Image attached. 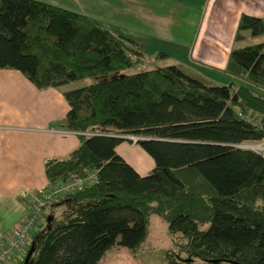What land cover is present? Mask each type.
<instances>
[{
    "label": "trees",
    "instance_id": "trees-1",
    "mask_svg": "<svg viewBox=\"0 0 264 264\" xmlns=\"http://www.w3.org/2000/svg\"><path fill=\"white\" fill-rule=\"evenodd\" d=\"M246 31L264 35V19L242 14L236 40ZM140 55L136 41L85 14L0 0V69L20 71L38 89L90 80L63 93L67 129L89 134L67 156L44 161L49 184L97 175L50 201L60 216L43 212V230L12 264H98L116 244L138 246L150 214L184 239L166 251V264H264V153L238 147L264 139V42L230 52L225 72L240 81L228 84L176 64L112 76ZM119 135L142 138L135 143L154 163L147 175L117 153L133 142Z\"/></svg>",
    "mask_w": 264,
    "mask_h": 264
},
{
    "label": "crops",
    "instance_id": "crops-1",
    "mask_svg": "<svg viewBox=\"0 0 264 264\" xmlns=\"http://www.w3.org/2000/svg\"><path fill=\"white\" fill-rule=\"evenodd\" d=\"M95 5L101 9L109 6L117 16L108 22L98 21L100 24L131 38L139 47H163L159 51L174 57L176 65L184 64L207 78L222 77L230 82L240 80L225 72L229 54L247 46L243 42L247 32L236 40L240 16L264 19V0H96ZM67 87L38 89L20 71L0 69L1 231L21 222L37 191L49 184L44 161L67 156L80 144V135L88 134L66 127L69 105L63 93ZM116 151L141 176L154 166L135 142H122Z\"/></svg>",
    "mask_w": 264,
    "mask_h": 264
},
{
    "label": "rangeland",
    "instance_id": "rangeland-1",
    "mask_svg": "<svg viewBox=\"0 0 264 264\" xmlns=\"http://www.w3.org/2000/svg\"><path fill=\"white\" fill-rule=\"evenodd\" d=\"M53 2L55 4H59L64 8L70 9V10H76L79 12H83V14L97 20V21H107L111 16H116L114 14V9L108 8L109 6L105 7L106 9L98 8L96 5L92 6L95 2L93 0H49V2ZM113 5V7L116 6V4H110ZM115 5V6H114ZM121 9V8H120ZM117 17V16H116ZM120 17V16H119ZM123 24V23H122ZM116 26V25H115ZM115 28V27H114ZM175 30V29H172ZM172 30H166L167 33H174ZM165 31V32H166ZM247 32V31H246ZM248 33V36L243 41L245 45L254 44L256 42H264V35L259 36L258 39H253V36H251ZM163 47H151L143 45L140 47V56H138V64L127 69L120 70L118 72H115L112 74V76H122L127 75L135 72H139L142 70H147L159 66H166L171 65L174 62V57L171 58H156V52L159 50H162ZM154 50V51H153ZM150 52V53H149ZM155 52V54H153ZM175 64V63H174ZM180 66L187 72L190 73L191 70L189 67H187L184 64H180ZM198 75L207 78L204 74L201 72H197ZM233 77V76H230ZM235 78V77H234ZM239 79V78H235ZM208 81L215 84H228L230 81H227L226 79L222 77H208ZM90 83V80H76L73 82H70L67 84V88L69 90L83 87ZM258 93H263L260 88H253ZM89 134V133H88ZM135 137V135H128ZM134 139V138H133ZM133 141V140H132ZM134 142V141H133ZM261 143V142H259ZM259 143H251V142H244L240 144L239 146H249ZM264 147V144H263ZM259 152L264 153L263 148L257 149ZM146 153V152H145ZM146 157L152 162L151 157L146 153ZM144 166H148L147 162L143 163ZM150 171H147L148 174ZM146 174V175H147ZM60 206H55L53 208V215L60 216L61 212ZM51 209L45 208L43 210L44 213L52 212ZM43 218H41L42 222ZM43 230L41 223L37 224V227L33 230V233L39 232ZM31 234V235H32ZM184 239L181 238L180 234L172 235L168 232V226L167 221L155 214H150L148 216V221L146 223V235L144 240L135 248H127L124 246H120L118 244L114 245L112 248L107 250L98 264H166L165 261V253L166 251H177L178 246L180 243H183ZM24 254V251L20 253V256H17V260L19 261L22 255ZM11 264V263H10Z\"/></svg>",
    "mask_w": 264,
    "mask_h": 264
},
{
    "label": "built area",
    "instance_id": "built-area-1",
    "mask_svg": "<svg viewBox=\"0 0 264 264\" xmlns=\"http://www.w3.org/2000/svg\"><path fill=\"white\" fill-rule=\"evenodd\" d=\"M260 142H253L259 144L247 147L255 151L261 148L264 150V139ZM96 180L97 175L94 171L87 173L85 176L71 175L66 180H60L39 189L25 218L7 231L0 230V264L16 262L17 256H20V253L25 251L28 239L40 221L48 202L91 186ZM25 194L26 192L22 193V195Z\"/></svg>",
    "mask_w": 264,
    "mask_h": 264
},
{
    "label": "water",
    "instance_id": "water-1",
    "mask_svg": "<svg viewBox=\"0 0 264 264\" xmlns=\"http://www.w3.org/2000/svg\"><path fill=\"white\" fill-rule=\"evenodd\" d=\"M119 137H120V138H123V139H131V140H133L134 142H136L137 140L142 139V138H140V137H132V136H128V135H122V136L119 135ZM133 138H134V139H133ZM238 147H239V148H248V147H246V146H243V147H242V146H239V145H238ZM249 149H251V148H249Z\"/></svg>",
    "mask_w": 264,
    "mask_h": 264
}]
</instances>
